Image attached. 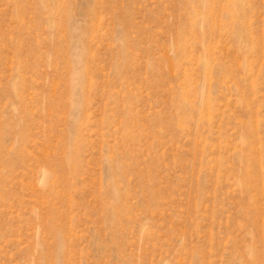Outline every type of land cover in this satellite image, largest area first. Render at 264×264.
Masks as SVG:
<instances>
[{
	"label": "rangeland",
	"instance_id": "374dc122",
	"mask_svg": "<svg viewBox=\"0 0 264 264\" xmlns=\"http://www.w3.org/2000/svg\"><path fill=\"white\" fill-rule=\"evenodd\" d=\"M0 264H264V0H0Z\"/></svg>",
	"mask_w": 264,
	"mask_h": 264
}]
</instances>
